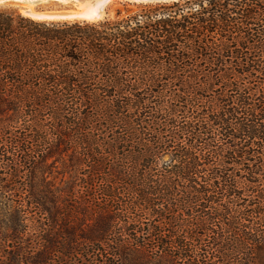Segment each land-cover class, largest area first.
<instances>
[{
	"label": "trees",
	"instance_id": "obj_1",
	"mask_svg": "<svg viewBox=\"0 0 264 264\" xmlns=\"http://www.w3.org/2000/svg\"><path fill=\"white\" fill-rule=\"evenodd\" d=\"M0 217V264H264V0L0 9Z\"/></svg>",
	"mask_w": 264,
	"mask_h": 264
},
{
	"label": "rangeland",
	"instance_id": "obj_2",
	"mask_svg": "<svg viewBox=\"0 0 264 264\" xmlns=\"http://www.w3.org/2000/svg\"><path fill=\"white\" fill-rule=\"evenodd\" d=\"M32 7L37 11H59L64 9H74V1L73 0H32ZM24 5H27L25 2H17V0H2L0 2V9H10L15 10L21 15L20 8ZM154 5V4H151ZM143 5L133 4L127 2H121L115 0L114 2H110V4L105 9V15L99 21L105 19H113L116 17L117 13L125 14L137 12ZM23 16V15H22ZM98 22V21H97ZM46 181H50L54 188L61 187L63 184L69 180V173L65 170H62L60 167L57 169L47 170ZM0 219H4L0 217ZM3 242H5V246L10 242L9 238L6 241H0V244L4 246ZM145 263V261H141ZM112 263L107 261L106 264ZM154 264V263H151Z\"/></svg>",
	"mask_w": 264,
	"mask_h": 264
},
{
	"label": "water",
	"instance_id": "obj_3",
	"mask_svg": "<svg viewBox=\"0 0 264 264\" xmlns=\"http://www.w3.org/2000/svg\"><path fill=\"white\" fill-rule=\"evenodd\" d=\"M73 1H74V9H64L59 11H37L34 8H30L29 5H24L20 8V11H21V15L25 17L38 21H46V22H73V21L97 22L101 20V19H95L96 21H94V17L88 16L87 13H84L80 9L78 10L75 7V5L78 2L77 0H73ZM118 1L147 5V4L171 3L182 0H118ZM108 5L109 3L107 2L104 6L103 9L104 15H105V9Z\"/></svg>",
	"mask_w": 264,
	"mask_h": 264
},
{
	"label": "bare ground",
	"instance_id": "obj_4",
	"mask_svg": "<svg viewBox=\"0 0 264 264\" xmlns=\"http://www.w3.org/2000/svg\"><path fill=\"white\" fill-rule=\"evenodd\" d=\"M2 1V0H0ZM63 1V0H61ZM77 4L75 5V7L79 10H81L84 13H87L88 16L90 17H94V21H96L95 19H102L104 16V6L105 4L108 2L110 4V2L112 3L114 0H77ZM23 3V2H22ZM27 5L30 6V8L32 7V2H25Z\"/></svg>",
	"mask_w": 264,
	"mask_h": 264
},
{
	"label": "snow or ice",
	"instance_id": "obj_5",
	"mask_svg": "<svg viewBox=\"0 0 264 264\" xmlns=\"http://www.w3.org/2000/svg\"><path fill=\"white\" fill-rule=\"evenodd\" d=\"M17 2H32V0H17Z\"/></svg>",
	"mask_w": 264,
	"mask_h": 264
}]
</instances>
